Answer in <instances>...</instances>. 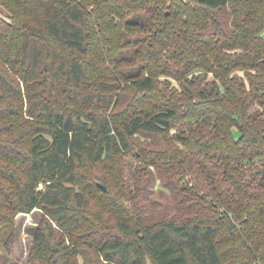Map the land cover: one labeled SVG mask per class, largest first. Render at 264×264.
<instances>
[{"label":"trees","instance_id":"trees-1","mask_svg":"<svg viewBox=\"0 0 264 264\" xmlns=\"http://www.w3.org/2000/svg\"><path fill=\"white\" fill-rule=\"evenodd\" d=\"M0 7L5 247L16 216L40 209L48 219L28 264H80V257L264 264V179L246 181L245 164L257 160L240 153L264 147V120L248 114L252 98L264 106V0H0ZM162 78L171 96L157 100ZM129 90L140 96L123 106ZM186 116L188 133L171 140ZM131 151L155 164L153 174L172 191L169 218L142 205L150 177L130 212L115 202L108 208L117 216L102 222L91 211L80 170L92 169L94 187L111 198L98 183H107L110 159ZM190 152L201 159L190 164Z\"/></svg>","mask_w":264,"mask_h":264},{"label":"rangeland","instance_id":"rangeland-1","mask_svg":"<svg viewBox=\"0 0 264 264\" xmlns=\"http://www.w3.org/2000/svg\"><path fill=\"white\" fill-rule=\"evenodd\" d=\"M0 17H7L5 11L1 7ZM145 46L150 50V44L145 43ZM230 52L236 53L237 49L235 50L234 48V50ZM138 65L139 63L137 65L129 67L128 69L139 70ZM143 74H148V71L144 72ZM209 78L213 79L214 74L210 73ZM262 80L264 81V79ZM159 82H161L160 92L158 94H155L157 100L162 99L161 94L164 92L165 94H167V96H171L170 89L166 87L168 86V80L162 78L159 79ZM124 86V83H122L123 88ZM119 92H121V89L117 92V94H119ZM173 93L174 94H172V96L174 99H178L182 96L181 91H179L178 89H176ZM138 96H140L139 93H135L134 91L129 90L127 96L128 99H124L123 106L128 105L130 102H133L134 97L138 98ZM260 100V98H252L249 100L248 114L250 115L251 119L262 118L264 120V106L262 105L263 101ZM138 112H142V107L140 105L138 107ZM126 115L127 112L126 114H121V119L124 118ZM193 126L196 127L198 125L193 124ZM190 127L191 122H189L188 116H186L184 119L181 120V124L171 131L169 138L173 140L174 137L179 134L184 135L188 133ZM261 127L264 128V125L261 124ZM241 149L242 150L240 151V153L244 156V158L254 157V161L257 160V163L255 165H253L252 163L245 164L247 167L246 181H251L255 185L260 186V178L264 179V161H259L258 158L261 156L264 157V147L247 145L241 147ZM203 158L204 157H202V159ZM197 159L200 160L201 157L198 156L197 153L190 152L187 162L191 164L193 160ZM155 162L158 161L155 160ZM107 163L108 168L105 169V172H107L108 174L107 183H104L102 181L101 183L106 186L105 191L110 190L112 195L111 198L105 197L101 194V191L94 187L95 182L97 181L92 176V169L90 171L89 168H82L80 170L82 173H84V175L81 176L79 181L80 188H83V191H85L86 196L90 197L89 201L92 204L91 211L94 212L96 217H101V219L98 218L100 219V221L104 222L106 218H112L117 216L114 214V211L110 210V207L108 208L109 205H113L115 202L123 204L127 212H130L134 205V202L138 199H143L140 198V186L145 183V180H147L149 177L150 182H148V187L145 191L147 200H143L142 205H152L153 211L154 208H156L157 215H159L162 219L169 218L170 216L175 214L176 210L172 208L175 203V197L173 196L172 191L166 189V187H164L163 185V179L155 175L157 170L155 164L145 162L144 156L142 154H140L138 151L126 152L121 155L115 156V158L110 159ZM255 170H257L259 173L261 172L259 177L256 175ZM149 171L151 173H148ZM153 172L155 174H153ZM245 187H247V185H245ZM151 193H153L152 196ZM44 219L48 218H46L44 212L40 209H36L31 213L19 214L16 216L14 239L12 240V242L10 241L8 245H6V247L0 240V264L29 263V258L31 255V250L34 243L37 228ZM110 224L112 223L110 222L108 225ZM54 225L56 227V224ZM58 230L61 231L60 228H58ZM223 246L227 245L223 244ZM79 261L80 264H84V258L80 257Z\"/></svg>","mask_w":264,"mask_h":264},{"label":"water","instance_id":"water-1","mask_svg":"<svg viewBox=\"0 0 264 264\" xmlns=\"http://www.w3.org/2000/svg\"><path fill=\"white\" fill-rule=\"evenodd\" d=\"M98 185H99L103 190H106V186L103 185L102 183H98Z\"/></svg>","mask_w":264,"mask_h":264}]
</instances>
